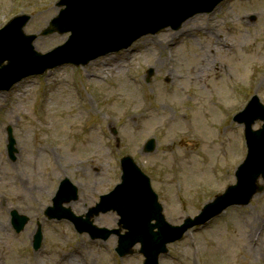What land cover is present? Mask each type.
Listing matches in <instances>:
<instances>
[{
    "label": "rangeland",
    "instance_id": "1",
    "mask_svg": "<svg viewBox=\"0 0 264 264\" xmlns=\"http://www.w3.org/2000/svg\"><path fill=\"white\" fill-rule=\"evenodd\" d=\"M57 2L0 0V28L28 14L24 31L38 35L57 15ZM67 37H38L36 51L48 53ZM253 95L264 105V0H228L177 32L148 35L85 67L65 65L0 91L3 264H65L61 256L77 247L81 264H143L139 246L120 259L115 236L92 241L68 221H47L43 213L59 182L68 178L77 186L78 200L69 206L84 215L120 182L119 161L131 156L150 177L166 220L181 225L235 183L246 148L242 127L231 121ZM141 113L144 117L132 118ZM176 115L181 125L173 127L170 119ZM8 128L15 139L14 160L7 151ZM151 138L156 147L146 154L143 145ZM48 143L52 154L45 149ZM12 210L29 218L19 234L10 225ZM117 222L110 212L94 224L115 229ZM259 224V244L252 249L245 234ZM38 226L43 241L34 252ZM167 249L159 264H264V189L249 205L227 209Z\"/></svg>",
    "mask_w": 264,
    "mask_h": 264
},
{
    "label": "water",
    "instance_id": "2",
    "mask_svg": "<svg viewBox=\"0 0 264 264\" xmlns=\"http://www.w3.org/2000/svg\"><path fill=\"white\" fill-rule=\"evenodd\" d=\"M223 0H59L63 7L42 31L41 36L55 32L70 33L68 40L51 52L41 55L34 52L32 43L36 35H25L23 28L29 16L12 19L0 30V91H7L21 79L41 75L48 69L64 64L87 65L99 57L128 48L142 36L154 35L170 27L178 30L189 18L197 14L210 13ZM152 71L148 72L151 76ZM244 125L247 156L235 172L236 184L206 204L193 219L187 218L180 226L170 225L162 214V206L153 192L150 180L130 157L121 159V183L109 194L100 197V202L85 215L75 216L63 204L77 199V188L67 179L63 180L48 207L45 216L49 219L68 220L78 233H88L92 239L107 240L119 236L116 252L119 256L132 253V247L140 244L144 264H158L159 256L167 252V244L178 241L183 234L195 226H203L230 206L248 205L254 195L264 189V106L256 96L245 109L234 117ZM256 121L263 126L253 131ZM8 150L13 157L15 141L8 129ZM155 143L149 140L145 152H152ZM115 212L119 217L118 230L97 228L93 218L100 213ZM154 221V223H151ZM28 218L13 211L11 223L17 233L24 229ZM41 233L34 236L33 248L41 243Z\"/></svg>",
    "mask_w": 264,
    "mask_h": 264
},
{
    "label": "bare ground",
    "instance_id": "3",
    "mask_svg": "<svg viewBox=\"0 0 264 264\" xmlns=\"http://www.w3.org/2000/svg\"><path fill=\"white\" fill-rule=\"evenodd\" d=\"M0 48H1V45H0ZM34 48L36 49V47H35V45H34ZM37 50V49H36ZM207 65H209L208 64V60H206V61H204ZM163 66V65H162ZM210 67V66H209ZM202 71L200 70H196L194 73H201ZM172 75L173 74H170V73H168V76H170V79H172V78H174L175 79V81H176V75H173V77H172ZM161 110L162 109H164L163 107L162 108H160ZM93 114H95L96 115V112H93ZM142 114H144V113H141V114H134V116L132 117V118H142V117H144V115H142ZM131 118V119H132ZM170 121L172 122L171 123V125L174 127V126H178V125H181L180 123V121H181V119H180V117L178 116V115H176V116H174L173 117V119H170ZM128 122H130V120H128ZM50 148V144L48 143V144H46L45 145V149L46 150H48L49 151V153L50 154H52L53 153V151L51 150V148ZM21 174H19L18 173V179H20L21 178V176H20ZM254 223H256V220H254ZM259 228H260V224L258 225V227H257V229H255L254 231H248L246 234H245V236H246V240L247 241H249V244H250V246L249 247H251L252 249H255L257 246H258V244H259V240H258V238H257V232H258V230H259ZM72 254L68 257V256H65V255H62L61 256V261H64V260H66L65 261V264H70L71 262H77L78 264H81V262H80V260L81 261H83L84 260V257H83V255L81 254V249L79 248V247H77V248H75V249H73L72 251ZM35 262H38L37 260H35ZM38 264V263H37Z\"/></svg>",
    "mask_w": 264,
    "mask_h": 264
},
{
    "label": "flooded vegetation",
    "instance_id": "4",
    "mask_svg": "<svg viewBox=\"0 0 264 264\" xmlns=\"http://www.w3.org/2000/svg\"><path fill=\"white\" fill-rule=\"evenodd\" d=\"M2 227H0V229H1ZM2 239L3 238H1V236H0V264H3L4 263V259H5V254H4V252H3V250H2V248H3V242H2Z\"/></svg>",
    "mask_w": 264,
    "mask_h": 264
}]
</instances>
